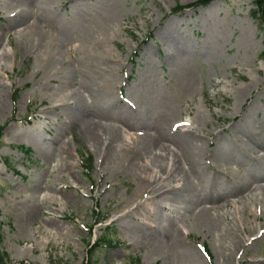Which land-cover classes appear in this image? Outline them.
<instances>
[{
	"label": "rangeland",
	"instance_id": "1",
	"mask_svg": "<svg viewBox=\"0 0 264 264\" xmlns=\"http://www.w3.org/2000/svg\"><path fill=\"white\" fill-rule=\"evenodd\" d=\"M28 1L0 0V43L10 45L8 58L0 53V252L10 264H264V191L258 206L242 197L264 178V28L252 0ZM19 9L26 17L10 31L4 18ZM33 23L37 46L19 49L14 32ZM40 43L54 59L44 67ZM93 112L90 124L120 154L125 138L171 137L193 119L200 135L214 132L209 150L229 173L202 156L191 190L153 198L141 170L158 147L128 167L109 164L85 132ZM206 196L222 201L211 215L224 219L198 230L184 209ZM103 237L114 245L90 254Z\"/></svg>",
	"mask_w": 264,
	"mask_h": 264
},
{
	"label": "bare ground",
	"instance_id": "2",
	"mask_svg": "<svg viewBox=\"0 0 264 264\" xmlns=\"http://www.w3.org/2000/svg\"><path fill=\"white\" fill-rule=\"evenodd\" d=\"M71 1V0H70ZM10 3L16 2V0H9ZM30 3V0L28 1V4ZM20 10V9H19ZM23 10L15 11L9 13L8 17H5L4 20L9 22V29L10 31L15 29L19 26V23H21L25 17L26 13ZM37 27L36 25L30 24L24 25L21 30L14 32V37L17 40L18 48H22V41L29 42V44L32 45V49L37 46V43L35 42V38L29 36L31 31H36ZM33 33V32H31ZM38 42H41L39 40ZM9 41L6 38V42L4 44L0 43V53L1 57L8 58L9 51ZM48 45L45 46V44L40 43V46L37 48L38 53L35 54L36 58H39L38 61L41 63V67H44V61H51L54 62V59L51 56V53L48 52L46 54L45 49ZM42 48V52L44 54L40 55V49ZM17 50V48H16ZM14 56L16 52L12 53ZM12 56V55H11ZM114 69H111V72L105 77L106 79V85L109 87H114V81H115V74ZM247 91V89H243L238 91V97L244 92ZM236 99V102H237ZM125 104V103H124ZM191 111H189L190 116ZM96 114L95 112L90 113L89 115L86 114V123L88 129H85V132L87 134V137L89 139V143L92 145H97L98 150L101 151L102 147L105 146V149L103 150L104 153H106L107 161H109V164L114 165L115 160L121 161L124 163L122 167L129 166L131 163L137 160L138 157L142 156L149 148H154L155 146L158 147V153H155V163L149 164L145 162V164L142 166L141 172L143 173V178L140 181L143 187L146 190H149L148 193L152 195L153 198H159L160 200H166V195L174 194L173 192H186L187 190H191L192 186V179H195V176L198 177V174H200L199 170H202L204 168V163H202V156L204 157L203 160L205 161V165L214 172L216 175H222L227 176L229 173L230 168L225 163V160L219 158L217 159L215 156H213V152L209 150L210 142L208 138L214 136V132L208 131L205 135H200L199 130L195 125L197 122H194L192 119V122L190 123H182L183 121L177 122L178 124L172 125L173 127V133L169 134L171 137L164 136L163 134L159 136H155V138H151L150 142H145L138 140L136 138H131V142H129L125 138L126 144H124V151L117 152L116 150H113V146L110 143L105 145V141L102 140V136H106V133L103 130H99L100 128L98 126H93L90 124L91 116ZM171 128V127H170ZM201 129V127H199ZM178 133V136L175 134ZM142 135V134H139ZM175 137H178V139H174ZM109 137H105V140L107 141ZM112 138V137H111ZM113 139V138H112ZM200 139L206 140V145L202 144V141ZM253 140V139H250ZM133 141V142H132ZM114 153V154H113ZM204 153V155H202ZM167 157L170 159L169 161H166ZM231 161H233V158H230ZM208 163V164H206ZM166 178L173 181L174 186L170 187L169 189H164V186L160 185L159 187L155 188L158 183H161ZM192 176V177H191ZM191 177V178H189ZM191 179V182L190 180ZM252 187L248 189V192L244 194L242 197H250L249 202L254 205L256 203V206H258V198H256V195H261V192L264 191V178H261L260 176L258 178L253 179ZM155 185L153 186V184ZM194 189H192V192ZM147 192V191H146ZM172 192V193H171ZM246 195V196H245ZM240 198V204H242L245 200L243 198ZM255 197V198H254ZM221 200H218L217 202H211L210 198L208 196L204 197L198 204L194 205V202L190 201L188 202V206L184 209V211L188 214L189 218H192L193 221H195L194 226L198 230H210L212 229L211 225L215 222L219 221L221 217L224 219V215H218L217 219H214L211 215V210L218 208L216 205H218ZM201 204H205L199 208ZM263 211H261V214L264 215V206ZM250 215V214H249ZM257 210L254 211V218H257ZM221 216V217H220ZM214 219V220H213ZM238 219L236 217V212H234V220ZM240 225L239 231L243 232V227ZM194 228V227H193ZM238 229V228H237ZM172 230V227H171ZM253 231V229H251ZM172 231H175L174 229ZM262 231V227L256 229V233H260ZM166 243L169 242V239H166ZM235 243V242H234ZM233 243V244H234ZM232 244V246H233ZM244 257V256H243ZM242 257V258H243ZM239 264H259L257 261L251 260L250 262L242 261L240 260L238 262Z\"/></svg>",
	"mask_w": 264,
	"mask_h": 264
},
{
	"label": "trees",
	"instance_id": "3",
	"mask_svg": "<svg viewBox=\"0 0 264 264\" xmlns=\"http://www.w3.org/2000/svg\"><path fill=\"white\" fill-rule=\"evenodd\" d=\"M214 0H203L201 2H199L197 5H207L210 2H212ZM252 6H253V10H252V16L258 21V23L264 28V0H252ZM184 9V7H178L176 12H180ZM2 136V128H0V138ZM20 151H22L23 153L27 154L29 152V150H24L23 148H19ZM83 169L85 170V173L89 176L92 172V164L91 161H85L84 163H82ZM1 240H2V236H1V226H0V244H1ZM112 244H114V241L111 239H108L107 237H103L101 239H99L97 242H95L89 252L90 254L99 246L103 245L105 247H110ZM0 264H10L8 257L0 252ZM134 264V263H133ZM135 264H138L137 262H135Z\"/></svg>",
	"mask_w": 264,
	"mask_h": 264
}]
</instances>
